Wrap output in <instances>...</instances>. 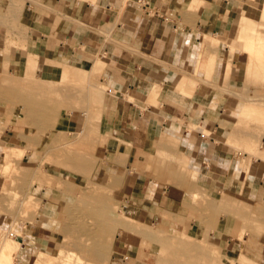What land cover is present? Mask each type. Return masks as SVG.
I'll use <instances>...</instances> for the list:
<instances>
[{
	"label": "rangeland",
	"instance_id": "rangeland-1",
	"mask_svg": "<svg viewBox=\"0 0 264 264\" xmlns=\"http://www.w3.org/2000/svg\"><path fill=\"white\" fill-rule=\"evenodd\" d=\"M199 2L192 0L189 8L198 7ZM42 5L39 0H0V24L6 28L0 68V106L5 119L0 122V135L12 124L6 133L17 135L22 148H7L0 155L4 181L0 252L7 247L3 264H264V215L239 199L222 195L212 208L204 196L196 195L201 214L189 220L198 218L208 229L203 237H190L178 229L162 231L148 222L140 224L117 194L119 178L109 174L94 179L98 160L106 156L100 128L101 100L108 88L102 80L103 64L89 59L69 62L60 56L39 61L28 51L29 16L34 6ZM215 10L224 18L221 37L207 41L205 36L200 42L198 77L182 78L194 79L199 92L207 91L208 100L226 109L229 122L225 128L231 130L227 143L236 153L247 151L264 158L260 150L264 138V0H222ZM15 48L27 52L12 55ZM158 90L155 87L151 96ZM63 115H70L76 124H64ZM156 143L158 150L152 151L151 169L145 174L161 184L159 178L164 176L159 171L166 172L171 187L175 161L180 158L175 151L164 150L167 146L175 149L176 141L162 135ZM180 170L186 172L184 166ZM41 188L66 192L69 199L60 206L53 245L47 251H35L25 262L16 251L37 223ZM227 214L238 218L240 236L246 239L235 258L206 236L218 218ZM164 217L172 225L188 221L174 214ZM120 231L133 232L135 244L141 245L121 254L116 244L112 247Z\"/></svg>",
	"mask_w": 264,
	"mask_h": 264
},
{
	"label": "crops",
	"instance_id": "crops-1",
	"mask_svg": "<svg viewBox=\"0 0 264 264\" xmlns=\"http://www.w3.org/2000/svg\"><path fill=\"white\" fill-rule=\"evenodd\" d=\"M39 1L43 5L34 6L29 16L28 51L39 61L60 56L69 62L89 59L103 64L102 80L108 88L101 100L100 128L106 156L98 160L93 176L99 180L110 174L120 179L117 194L134 220L162 231L178 229L203 237L207 225L198 218L189 220L201 214L196 195L204 196L212 208L222 195L237 198L264 215V158L247 151L236 153L227 143L231 130L225 128L229 122L226 109L208 100L207 91L199 92L194 79L182 78L197 76L200 42L205 36L207 41L221 37L224 18L215 8L221 7L222 0H199L194 9L189 8L192 0ZM4 36L6 28L0 24V68ZM26 52L15 48L11 54ZM155 87L159 90L151 96ZM4 119L0 106V122ZM62 120L76 124L70 115H63ZM11 126H5L0 135V155L7 148L22 149L17 135L6 133ZM13 130H17L15 125ZM162 135L176 141L175 149L167 146L164 151H175L180 158L175 161L171 187L166 172L159 171L164 176L159 178L161 184L145 174ZM260 150L264 154V138ZM183 166L185 173L179 172ZM98 167H102L100 172ZM3 184L0 177V195ZM39 199L37 223L16 251L25 262L35 251H47L53 245L60 206L69 194L41 188ZM165 214L188 221L172 225ZM241 229L238 218L227 214L218 218L206 236L235 258L246 242ZM132 235L120 231L112 247L116 244L121 254L137 248L141 243L135 244Z\"/></svg>",
	"mask_w": 264,
	"mask_h": 264
},
{
	"label": "bare ground",
	"instance_id": "bare-ground-1",
	"mask_svg": "<svg viewBox=\"0 0 264 264\" xmlns=\"http://www.w3.org/2000/svg\"><path fill=\"white\" fill-rule=\"evenodd\" d=\"M242 28L244 29V27L242 26ZM249 61H250V59H249ZM64 65V64H63ZM249 65V64H248ZM64 67V66H63ZM65 69V68H64ZM63 69V70H64ZM69 70V69H68ZM70 71V70H69ZM68 71V72H69ZM78 71V70H77ZM79 72V71H78ZM68 74V73H67ZM52 82V81H51ZM95 114V113H94ZM94 117H97V114H96V116H94ZM26 204V203H25ZM24 205V204H23ZM69 211V210H68ZM79 211V210H78ZM74 218V217H73ZM6 249H7V247H6V245H4L3 247H2V249H1V252H0V262L3 264V258H4V256H5V251H6ZM7 254V253H6ZM9 258H10V256H9ZM7 262H5L4 264H6ZM67 264V263H66Z\"/></svg>",
	"mask_w": 264,
	"mask_h": 264
},
{
	"label": "built area",
	"instance_id": "built-area-1",
	"mask_svg": "<svg viewBox=\"0 0 264 264\" xmlns=\"http://www.w3.org/2000/svg\"><path fill=\"white\" fill-rule=\"evenodd\" d=\"M11 235H13V234H11Z\"/></svg>",
	"mask_w": 264,
	"mask_h": 264
}]
</instances>
